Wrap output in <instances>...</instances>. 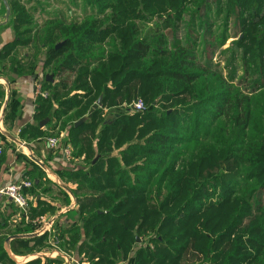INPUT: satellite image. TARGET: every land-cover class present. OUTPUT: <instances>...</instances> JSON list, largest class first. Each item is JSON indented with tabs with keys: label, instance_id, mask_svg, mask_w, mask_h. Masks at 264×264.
I'll return each instance as SVG.
<instances>
[{
	"label": "trees",
	"instance_id": "obj_1",
	"mask_svg": "<svg viewBox=\"0 0 264 264\" xmlns=\"http://www.w3.org/2000/svg\"><path fill=\"white\" fill-rule=\"evenodd\" d=\"M8 1L15 41L0 60L34 46L35 68L44 50L58 81L44 79L38 116L78 109L65 144L83 162L69 173L78 219L61 247L80 264H264V0H85L83 21L40 29ZM231 38L241 75L214 61ZM137 98L146 111L104 114ZM151 229L156 249H136Z\"/></svg>",
	"mask_w": 264,
	"mask_h": 264
},
{
	"label": "crops",
	"instance_id": "obj_2",
	"mask_svg": "<svg viewBox=\"0 0 264 264\" xmlns=\"http://www.w3.org/2000/svg\"><path fill=\"white\" fill-rule=\"evenodd\" d=\"M2 2L0 19L4 18ZM8 23L7 19H1L0 54L15 41V33ZM40 53L39 65L35 68L32 67L37 56L34 46L17 47L6 60H0V190L25 180L33 184L26 191L29 199L26 212L0 195V257H3L0 264H51V260L52 264H80L75 253L61 247L59 238L64 244L69 239L68 231L78 219L79 205L74 195L77 183L70 179L69 173L82 169L83 162L68 161L49 144V139L60 138L65 146L74 123L69 120L78 109L57 119L54 113L61 110V105L54 103L49 116H38V94L48 93L50 97L53 89L43 83L44 79L49 82L47 76L53 74L49 70L44 72L41 65L45 60L44 50ZM10 60L20 63L24 70H17ZM57 81L53 78L50 83L55 85ZM81 93L67 91L62 101ZM104 112L107 119L113 120L120 109Z\"/></svg>",
	"mask_w": 264,
	"mask_h": 264
},
{
	"label": "rangeland",
	"instance_id": "obj_3",
	"mask_svg": "<svg viewBox=\"0 0 264 264\" xmlns=\"http://www.w3.org/2000/svg\"><path fill=\"white\" fill-rule=\"evenodd\" d=\"M2 1V0H1ZM20 4L23 8L30 11L32 16V25L31 27L33 29H40L43 28L45 24L49 23L51 20L55 21V18L57 16L61 17L62 19H66L67 21H83L86 18V13L90 15L92 13V10L89 9V7H86L85 0H19ZM3 3V2H2ZM5 7H3L2 10V21H6V12ZM1 13V10H0ZM215 13V11H214ZM212 12L210 15L209 21L212 24H215L214 29L218 30L220 29L223 24V19H219V17H216V15ZM0 19V22H1ZM233 23V21H232ZM231 24V23H230ZM232 27H230V36L233 37V31L231 30ZM243 35L241 36V38ZM234 38H231L224 47L219 48L216 50L214 61L215 63L221 62V67L227 69V67L232 70V68H236L239 71V74L242 73V64L240 60H237L234 62L232 60V55L230 52L224 53L223 51H226V49L232 47V42L234 41ZM229 62L230 66H227V63ZM228 70H225V74L227 75ZM140 98H137L139 100ZM136 100V99H135ZM121 113V112H120ZM72 120H69L71 122ZM76 198V197H75ZM152 228V227H151ZM158 232L151 229L148 230L146 233L137 234V247L136 249L141 248H147L149 247L150 250H155L157 247V244L155 243V239ZM133 256V255H132ZM131 256V257H132ZM191 261L193 259L191 258ZM121 264H126L125 262L121 261Z\"/></svg>",
	"mask_w": 264,
	"mask_h": 264
},
{
	"label": "built area",
	"instance_id": "obj_4",
	"mask_svg": "<svg viewBox=\"0 0 264 264\" xmlns=\"http://www.w3.org/2000/svg\"><path fill=\"white\" fill-rule=\"evenodd\" d=\"M38 94V93H37ZM39 97L48 98V93L40 92L38 94ZM120 111L123 113H137L144 112L147 110V106L145 105L143 100L133 101L129 104L122 105L119 107ZM50 147L54 150H59L63 153L65 158L68 161L73 160V152L70 147L63 146L60 138H51L49 139ZM2 155V149L0 148V157ZM33 186L31 181H21L20 183H14L6 186L2 190H0V195L6 196L10 199L14 204H16L22 211H27L29 208V199L26 194V191L31 189Z\"/></svg>",
	"mask_w": 264,
	"mask_h": 264
},
{
	"label": "water",
	"instance_id": "obj_5",
	"mask_svg": "<svg viewBox=\"0 0 264 264\" xmlns=\"http://www.w3.org/2000/svg\"><path fill=\"white\" fill-rule=\"evenodd\" d=\"M2 1H3V3H4V6H5V8H6V11H7L6 19H7V21H9V20H10V16H11V7H10V5H9V1H8V0H2ZM62 44H63V43L59 44L57 47L59 48ZM53 78H54L53 75H49V76H47V80H49V81H53ZM102 100H103V98L100 97L99 100L97 101V103H96V104L94 105V107L92 108V110H91V114H92L95 110H97L98 108H100V107L102 106ZM85 121H86V118H83V119L79 120V121L76 123V126H79V125L83 124Z\"/></svg>",
	"mask_w": 264,
	"mask_h": 264
}]
</instances>
